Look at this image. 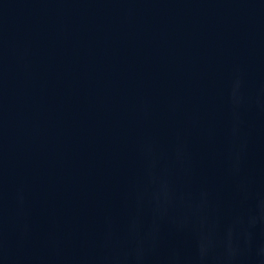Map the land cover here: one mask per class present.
<instances>
[{
    "label": "water",
    "instance_id": "obj_1",
    "mask_svg": "<svg viewBox=\"0 0 264 264\" xmlns=\"http://www.w3.org/2000/svg\"><path fill=\"white\" fill-rule=\"evenodd\" d=\"M0 264H264V0H0Z\"/></svg>",
    "mask_w": 264,
    "mask_h": 264
}]
</instances>
